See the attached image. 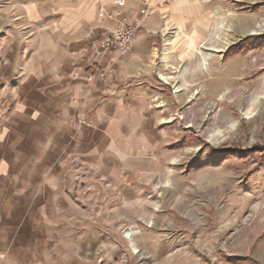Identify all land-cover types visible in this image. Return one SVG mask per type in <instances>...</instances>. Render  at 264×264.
<instances>
[{"label": "rangeland", "instance_id": "1", "mask_svg": "<svg viewBox=\"0 0 264 264\" xmlns=\"http://www.w3.org/2000/svg\"><path fill=\"white\" fill-rule=\"evenodd\" d=\"M115 3L98 0V15ZM141 4L122 18H139ZM149 6L136 36L154 41L141 96L154 145L95 211L102 262L264 264V0Z\"/></svg>", "mask_w": 264, "mask_h": 264}, {"label": "crops", "instance_id": "2", "mask_svg": "<svg viewBox=\"0 0 264 264\" xmlns=\"http://www.w3.org/2000/svg\"><path fill=\"white\" fill-rule=\"evenodd\" d=\"M88 3L0 0V264H103L95 211L154 145L141 97L154 41L86 67V32L102 25ZM76 70L97 75L84 83Z\"/></svg>", "mask_w": 264, "mask_h": 264}, {"label": "built area", "instance_id": "3", "mask_svg": "<svg viewBox=\"0 0 264 264\" xmlns=\"http://www.w3.org/2000/svg\"><path fill=\"white\" fill-rule=\"evenodd\" d=\"M143 10L140 17L133 20L122 18V11L127 8V0H120L114 4L116 12L113 15H108L103 9L98 15V22L102 25L99 27L89 28L86 32V41L81 49L83 53V61L86 62V67H90L96 60L105 56H112L114 53L130 56L134 52L135 43L137 40V31L140 25L147 17L150 0H140ZM116 20V25L110 27L103 25L105 20ZM83 70H76L72 77L80 82H91L96 75L83 74Z\"/></svg>", "mask_w": 264, "mask_h": 264}, {"label": "bare ground", "instance_id": "4", "mask_svg": "<svg viewBox=\"0 0 264 264\" xmlns=\"http://www.w3.org/2000/svg\"><path fill=\"white\" fill-rule=\"evenodd\" d=\"M237 32H238V30H237ZM226 42H227V41H226ZM166 46H168V45H166ZM167 49H168V48H167ZM164 51H165L164 55H166L167 50L164 49ZM204 62H206L205 59H203V63H204ZM161 78L164 79L162 76H161ZM169 80H170V79H169ZM179 90H180V89H179ZM179 90H176V92H179ZM176 92H175V93H176Z\"/></svg>", "mask_w": 264, "mask_h": 264}, {"label": "trees", "instance_id": "5", "mask_svg": "<svg viewBox=\"0 0 264 264\" xmlns=\"http://www.w3.org/2000/svg\"><path fill=\"white\" fill-rule=\"evenodd\" d=\"M259 150V146H255L252 150H250L248 153H254V151Z\"/></svg>", "mask_w": 264, "mask_h": 264}]
</instances>
